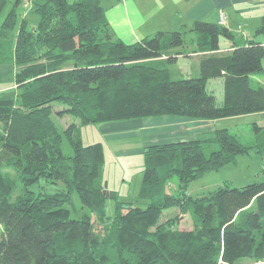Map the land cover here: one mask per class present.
Returning a JSON list of instances; mask_svg holds the SVG:
<instances>
[{
  "label": "trees",
  "instance_id": "trees-1",
  "mask_svg": "<svg viewBox=\"0 0 264 264\" xmlns=\"http://www.w3.org/2000/svg\"><path fill=\"white\" fill-rule=\"evenodd\" d=\"M20 1L0 0V15L11 4L0 19V81L15 85L10 97H0V264H264V178L187 192L192 180L239 154L262 153L264 128L253 125L252 141L220 127L201 139L144 147L142 205L102 185V145L80 134L83 124L162 114L264 112V83L252 84L264 75L262 43L195 20L189 31L201 53L197 71L173 78L170 64L181 52L171 49L183 46L185 31L158 30L125 43L115 38L100 0H41L32 9L38 22L27 27L23 19L13 36ZM213 77L222 78L220 100L206 86ZM67 114L77 120L54 119ZM206 143L217 147L206 151ZM173 176L178 192L170 188ZM41 179L55 190L28 189ZM172 207L190 211L195 226L179 229L177 215L161 220Z\"/></svg>",
  "mask_w": 264,
  "mask_h": 264
},
{
  "label": "rangeland",
  "instance_id": "rangeland-1",
  "mask_svg": "<svg viewBox=\"0 0 264 264\" xmlns=\"http://www.w3.org/2000/svg\"><path fill=\"white\" fill-rule=\"evenodd\" d=\"M35 1L41 0H21L15 6L16 23L12 30L13 36L16 34V31L18 30L23 19L26 21L24 22V24L27 27H29L30 25H35L38 22L39 16L36 13L32 12ZM10 7V3H8L4 7L0 15V19L5 16ZM12 32L10 34H12ZM187 40H189V38L185 36V42H187ZM7 45H10V42H7ZM186 47L187 46H185V49ZM180 49L182 50V48ZM194 64L195 59L191 57L181 56L175 62L170 64L172 77L180 78L187 76L188 72H190V70L192 71ZM255 80H253L252 84L258 83ZM206 86L208 90L213 91V93L216 95V99L220 100L222 96V78H209L207 80ZM14 90V84L8 83L7 80L0 81V97H10ZM55 105H57V107L64 106L57 103ZM179 117L182 118H178L176 119V121H171V119L166 115L162 116L161 118H153V116L139 117L142 119H140L139 122H136L135 125H133L135 127L131 128L130 124H132V122H128V120L130 119L111 121L114 125V127L112 128L104 127L107 126L109 122L100 124L88 123L81 125L80 134L85 143L99 141L102 145L104 158L101 165L102 185L107 190H114L119 199L135 200L134 204L142 205V202L144 201L140 199L137 200V194L142 180V168L144 164V154L141 149H144V147L150 145L151 143H165L175 141L173 140L174 137H172V135L177 132H179V135L182 133L183 139L196 137L201 139L207 136L206 134H204L205 129H201L199 131H195L194 129H192L193 127H196L195 121L197 119L199 120L203 118L190 117L186 115H180ZM232 117L234 116H226L217 119H226L223 122H219V124L221 123L223 124V126H227V128H229L232 133L236 134L242 141L254 140L253 137H255L256 135L255 128L253 127L254 124L248 123L247 125H239V123L236 124L234 121H242L244 119L243 116H235L234 120ZM54 119L58 124H60L62 120L65 123L77 120L70 114L65 115L62 119H59L54 115ZM186 126L189 130L188 134H186ZM101 127L107 130L105 131ZM204 146L206 151L217 147V145L214 143H206ZM263 153L264 151L260 153L251 148L247 153L239 154L236 157L235 162L228 163L218 169L207 171L205 174L192 180L187 186V192L192 195L198 194L204 192L205 190L214 188L224 181H229L232 186H242L248 181L259 180V175L264 176V170L262 169L261 171H259V168L261 167L260 161H262L261 155ZM4 172L11 179L18 183V174L15 170L7 168L4 169ZM257 173L259 175H256ZM170 184L171 189H173V187L175 188L177 184L176 176H173L171 178ZM18 185L19 184H17L16 189L19 188ZM55 188V184L41 179L38 183L30 185L28 189L37 193L53 192ZM176 188L172 191L176 192L177 190H179ZM16 194H18V191H16L13 196H15ZM74 202L76 207L79 208L81 204L76 196H74ZM112 207L113 200L107 199L106 209L108 213L112 212ZM174 215L178 216L176 226L179 229H191L195 226L194 217L190 214V211L184 212V210L180 207H172L164 210L161 220ZM96 227L99 228V226ZM249 262L250 260H247V258L243 260L244 264H248Z\"/></svg>",
  "mask_w": 264,
  "mask_h": 264
},
{
  "label": "crops",
  "instance_id": "crops-1",
  "mask_svg": "<svg viewBox=\"0 0 264 264\" xmlns=\"http://www.w3.org/2000/svg\"><path fill=\"white\" fill-rule=\"evenodd\" d=\"M100 2L105 10L108 25L115 38L125 43H134L158 30L185 31L184 37L186 36L189 40H187L183 46L172 48L171 52H181L174 54L176 60L181 56L195 59L192 71H197L198 55L201 54L199 51L195 50L196 48L193 40L194 34L189 31L195 20H205L223 24L242 39H253L262 43L264 46V30L258 31V27L264 19V0H100ZM221 13L225 14V19L223 21L220 20ZM220 42L222 44V49H231L229 41L221 40ZM185 46H187L186 49ZM180 48H182V50ZM192 71L190 70L188 74ZM253 78H257V82L264 83V75H254ZM165 115L168 116L171 121L182 118L179 117L180 115L174 114H162L153 116V118H161ZM237 116H243L244 119L242 121H234L236 124L247 125L248 123H253L264 128V112H254ZM232 118L234 120L235 116ZM140 119L142 118L128 120V122H132L130 128L135 127L133 125L139 122ZM197 120L195 121L196 127L192 129L195 131L205 129L204 134L206 135L215 128L227 127L223 126L221 123L219 124V122H223L226 119ZM108 122L107 126H104L105 128L114 127L113 122ZM105 128L103 129L106 131L107 129ZM185 130L187 131L186 134H188L189 130L187 126ZM178 133L179 132L172 135V137H174L173 140L182 138V133L180 135ZM261 156L263 162L260 161L261 167L259 171L262 169L264 170V153ZM256 175L259 174L257 173ZM259 176V180L264 178L263 175Z\"/></svg>",
  "mask_w": 264,
  "mask_h": 264
},
{
  "label": "built area",
  "instance_id": "built-area-1",
  "mask_svg": "<svg viewBox=\"0 0 264 264\" xmlns=\"http://www.w3.org/2000/svg\"><path fill=\"white\" fill-rule=\"evenodd\" d=\"M224 19H225V14L224 13H221L220 20L223 21Z\"/></svg>",
  "mask_w": 264,
  "mask_h": 264
}]
</instances>
